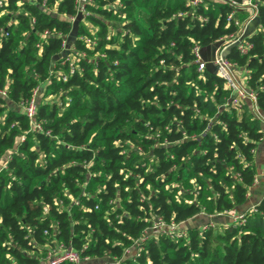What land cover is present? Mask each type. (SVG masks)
I'll use <instances>...</instances> for the list:
<instances>
[{"label":"trees","instance_id":"obj_1","mask_svg":"<svg viewBox=\"0 0 264 264\" xmlns=\"http://www.w3.org/2000/svg\"><path fill=\"white\" fill-rule=\"evenodd\" d=\"M254 1L251 46L226 57L258 112L197 70L196 44L242 29L228 0H0V264L61 248L80 261L58 264H264V195L247 207L264 140Z\"/></svg>","mask_w":264,"mask_h":264},{"label":"built area","instance_id":"obj_2","mask_svg":"<svg viewBox=\"0 0 264 264\" xmlns=\"http://www.w3.org/2000/svg\"><path fill=\"white\" fill-rule=\"evenodd\" d=\"M91 0H76L77 7L80 11L84 10V4ZM204 0H190V3L193 5L203 3ZM228 2L232 5L231 11L227 14V20L234 21L235 24L241 26V31L236 33H231L228 36L221 37L219 41H217V46L215 48L213 56L209 59H204L202 57V52L204 48L200 45L196 44L193 47V54L195 57V62H197V70L201 71L206 67L208 61H211L215 65V73L223 78L224 84L231 91V102L233 104L240 105L242 102L248 100L252 104V110L254 112H258L256 106V91L253 88H249L245 84V74L244 80L241 81L238 79L236 75L237 65L234 61L230 60L223 55V50L230 44L236 42L237 48L241 52H246L248 48L251 46V41L242 36L246 24L257 15V3L254 0H242L237 2L235 0H228ZM243 8L248 11V17L241 21L238 16V10ZM4 91H2L3 93ZM25 112L28 118L32 121V117L35 112V98L34 95L26 102L24 105ZM256 180V178H255ZM232 220L235 222L240 217H243V214H236L234 212L231 213ZM209 225L213 226V223ZM153 226L157 229L166 230L168 228V233L170 236L179 237L185 234V229L179 227V223L171 222L169 224L165 223L161 219H156L153 222ZM206 225H204L205 227ZM62 261H70V262H79L80 255L77 251L72 248H61L59 251L49 252L47 258L40 262L39 264H58Z\"/></svg>","mask_w":264,"mask_h":264},{"label":"crops","instance_id":"obj_3","mask_svg":"<svg viewBox=\"0 0 264 264\" xmlns=\"http://www.w3.org/2000/svg\"><path fill=\"white\" fill-rule=\"evenodd\" d=\"M236 75L241 81L244 80V72L240 68H236ZM258 172L256 180L248 194L247 207H252L264 195V140H262L255 150Z\"/></svg>","mask_w":264,"mask_h":264},{"label":"water","instance_id":"obj_4","mask_svg":"<svg viewBox=\"0 0 264 264\" xmlns=\"http://www.w3.org/2000/svg\"><path fill=\"white\" fill-rule=\"evenodd\" d=\"M82 16V13L79 11L76 15V17L73 19V31L76 28L77 22L79 20V18ZM258 25V17L255 16L254 18H252L245 26L244 32L242 34L243 37H246L249 33H251L255 27ZM236 42L228 45L224 50H223V55H226L228 53V51L235 46ZM217 46V42L210 44L208 46H206L202 52V57L204 59H209L211 56H213L215 48ZM206 67L212 71H215V65L211 62L208 61L206 64Z\"/></svg>","mask_w":264,"mask_h":264}]
</instances>
